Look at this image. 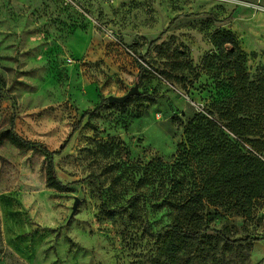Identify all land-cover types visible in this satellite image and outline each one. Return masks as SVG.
Instances as JSON below:
<instances>
[{"label":"rangeland","instance_id":"obj_1","mask_svg":"<svg viewBox=\"0 0 264 264\" xmlns=\"http://www.w3.org/2000/svg\"><path fill=\"white\" fill-rule=\"evenodd\" d=\"M218 29L239 39L251 80L263 75L264 0H0V130L13 119L21 136L51 151L67 142L54 160L69 186L46 185L44 153L0 144V264H264V194L250 216L233 196L179 213L158 207L156 181L138 184L150 161L180 169L194 148L189 121L231 92L213 77L228 68L206 63ZM136 85L149 99L136 94L83 117ZM220 126L226 139L195 142L251 149ZM189 161L192 181L198 159ZM132 197L142 218L103 213V204L129 208ZM177 227L201 235L185 239ZM218 232L251 240L232 244Z\"/></svg>","mask_w":264,"mask_h":264},{"label":"trees","instance_id":"obj_2","mask_svg":"<svg viewBox=\"0 0 264 264\" xmlns=\"http://www.w3.org/2000/svg\"><path fill=\"white\" fill-rule=\"evenodd\" d=\"M211 40L216 50L212 56L206 58V63H210L208 68H228L230 73L226 76L219 71L220 73L213 77L220 86L230 88L231 92H227L223 98L213 104L212 108L206 110L207 115L198 114L189 121L185 135L194 148H192V154L188 151L187 157H184L185 161L178 162L182 165L180 169L168 173L165 170L167 167L159 168V162L150 161L144 166V173L138 184L151 181L158 183L157 199H163L158 207L171 203V207L179 213H188L196 211L199 203L204 199L210 200L213 205L233 196L237 199L235 205L238 212L250 216L254 202L264 194V74L251 80L246 68L248 55L231 30L218 29L212 34ZM153 46L154 43L151 47ZM139 66L138 78H141L144 71H147V67L141 62ZM263 70L264 67L260 69V71ZM146 97L138 94V98L149 99ZM109 104L111 103L108 98H104L97 107L86 111L83 117L96 116ZM220 125L239 139L236 142L243 140L251 149L244 151L234 146L237 153L232 154L226 144L219 145L214 141L215 144L211 147L215 151L210 150V145L195 142L199 137L226 139L227 134ZM77 129L76 127L74 131ZM5 140L23 150L32 149L44 153L46 155V185L61 192L69 189V186L60 179L54 160L56 155L63 152L67 142L60 150L51 151L39 142L21 136L16 131L13 119L7 128L0 130V144ZM183 143L179 144L176 155L182 154L181 148L185 146ZM199 145H201L200 148ZM190 155L198 159L196 166L190 164L197 169L190 175L192 181L187 180L186 172L187 163H191ZM214 157H217V164L210 163L211 159H215ZM185 189L193 190L190 194L183 196ZM129 203V208L126 206L111 208L103 204L102 211L107 217L115 218L131 209L134 218H142L144 213L142 214L137 197H132ZM176 232L185 239L198 238L201 235L200 231H185L180 227L176 228ZM218 234L232 244L251 240V238H244L231 241L222 232Z\"/></svg>","mask_w":264,"mask_h":264},{"label":"water","instance_id":"obj_3","mask_svg":"<svg viewBox=\"0 0 264 264\" xmlns=\"http://www.w3.org/2000/svg\"><path fill=\"white\" fill-rule=\"evenodd\" d=\"M139 93V87L138 85L134 86L127 94L123 95V96H109L108 100L109 103H125L130 97L136 95ZM78 204H79V199H76L75 204L73 206V212L71 216H74L77 209H78Z\"/></svg>","mask_w":264,"mask_h":264}]
</instances>
